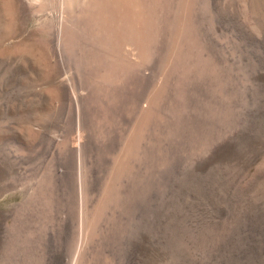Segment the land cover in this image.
<instances>
[{
	"label": "rangeland",
	"instance_id": "rangeland-1",
	"mask_svg": "<svg viewBox=\"0 0 264 264\" xmlns=\"http://www.w3.org/2000/svg\"><path fill=\"white\" fill-rule=\"evenodd\" d=\"M0 264H264V0H0Z\"/></svg>",
	"mask_w": 264,
	"mask_h": 264
}]
</instances>
